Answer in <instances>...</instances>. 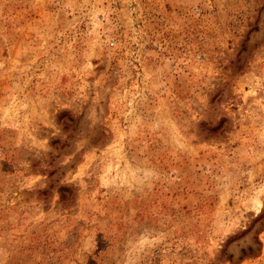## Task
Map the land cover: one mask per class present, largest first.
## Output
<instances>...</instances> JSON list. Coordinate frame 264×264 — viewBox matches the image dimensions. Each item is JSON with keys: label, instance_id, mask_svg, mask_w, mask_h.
<instances>
[{"label": "rangeland", "instance_id": "obj_1", "mask_svg": "<svg viewBox=\"0 0 264 264\" xmlns=\"http://www.w3.org/2000/svg\"><path fill=\"white\" fill-rule=\"evenodd\" d=\"M0 264H264V0H0Z\"/></svg>", "mask_w": 264, "mask_h": 264}]
</instances>
